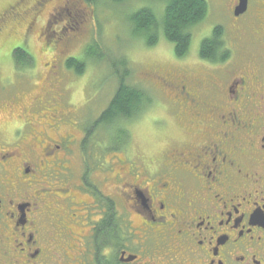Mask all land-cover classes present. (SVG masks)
<instances>
[{
    "label": "flooded vegetation",
    "instance_id": "af4514ba",
    "mask_svg": "<svg viewBox=\"0 0 264 264\" xmlns=\"http://www.w3.org/2000/svg\"><path fill=\"white\" fill-rule=\"evenodd\" d=\"M63 2L15 0L0 12V37L42 34L57 16L73 28L81 7ZM238 6H227L219 48L148 74L169 107L154 123L172 124L156 153L113 164L107 154L110 166L94 169L96 120L71 123L80 138L54 126L81 108L62 106L63 71L54 124L23 112L22 91L0 95L17 118L0 123V264H264V0Z\"/></svg>",
    "mask_w": 264,
    "mask_h": 264
},
{
    "label": "rangeland",
    "instance_id": "374dc122",
    "mask_svg": "<svg viewBox=\"0 0 264 264\" xmlns=\"http://www.w3.org/2000/svg\"><path fill=\"white\" fill-rule=\"evenodd\" d=\"M14 1L0 0V12ZM56 1L60 8L66 7L63 0ZM207 1L209 11L206 18L190 29L192 42L189 53L193 56L198 54L202 40L215 26L222 25L226 28L230 21L227 12L230 0ZM77 3L81 9L77 12L73 28H71L73 23H69L66 17L57 16L52 18L50 29L46 28L42 34L39 28L28 34H24V29L19 28L15 34L11 33L13 35L7 33L0 37V95L22 91L23 112L27 111V115H35L42 124L43 121L54 124L52 116L54 114L60 116L63 107L56 106L53 109L49 102L53 91L59 86L53 79L58 77L59 71H63L64 73L59 77L62 86L64 85L63 93L61 91L62 106L68 110L79 106L81 108L75 114H67L64 120L54 126L57 127L60 138L68 135L77 138V132L80 138L83 137V132L71 123L77 124L79 119L84 126L86 125L84 122L97 120L116 91L118 84L116 71L121 74L124 71L131 72L129 83L145 89L151 96L152 103L144 114L126 121L128 136L123 143L120 142L115 130L98 131L97 127L95 132L98 133L94 141L97 140L96 144L101 150L93 157L92 167L96 169L110 166V163L104 160L107 154L109 157L112 156L113 164L116 157L122 158L125 155L133 157L139 151L156 153L164 145L167 146L165 144L167 141L164 139L169 135L172 124L170 121L165 124L162 119L154 123L157 117L168 114V99L146 78L148 74L153 76L157 67L168 71L175 67L170 62L172 56H176L175 47L174 43L164 36L160 27L157 31L139 33L132 25L130 16L145 6L151 7L156 12L157 18L161 20L165 1L128 0L125 3H115L113 0H95L90 3L86 0H77ZM63 15L68 16V12H64ZM153 37H157L158 40L156 44L151 45L149 39ZM18 47L24 48L31 54V59L19 65L13 54L14 49ZM252 49L260 52L259 49ZM86 52H90L92 58L87 57ZM71 56L76 57L78 61L86 62L82 74H77L74 69L66 66V60ZM103 56L110 57L113 62L97 61ZM123 58L127 63L126 67L122 66ZM50 109L51 111L48 112ZM46 112L49 120L44 117ZM14 116L15 112L9 111L8 108H0V123L13 122L17 119L13 120ZM27 125L25 119L19 129L25 131ZM115 145L118 148H115ZM83 151L88 155L92 152V147L86 146L83 142ZM78 159L77 152V161ZM116 172L115 166L112 175Z\"/></svg>",
    "mask_w": 264,
    "mask_h": 264
},
{
    "label": "trees",
    "instance_id": "16d2710c",
    "mask_svg": "<svg viewBox=\"0 0 264 264\" xmlns=\"http://www.w3.org/2000/svg\"><path fill=\"white\" fill-rule=\"evenodd\" d=\"M90 3L95 0H86ZM115 3H125L128 0H113ZM165 7L161 20L157 18L156 12L151 7H142L135 11L130 16V21L135 29L139 32H149L151 30L162 29L164 36L174 43L175 54L178 57H185L190 50L192 42L191 27L203 21L209 11V4L207 0H164ZM224 26L217 25L213 28V35L205 37L200 46L201 55H208L211 51L219 48L222 45L221 35L224 32ZM154 38V37H153ZM149 39V44H156L157 37ZM14 57L17 65L24 61L31 59V54L24 48L18 47L14 49ZM87 57L92 58L90 52H86ZM97 61H109L112 59L108 56H103ZM125 59L122 60V66L126 67ZM66 66L74 69L77 74H82L86 68L85 61H78L76 57H69L66 60ZM115 66V65H114ZM131 72L124 71L121 74L116 71L115 77L118 84L116 91L110 100L108 106L100 114L96 120V129L102 131L103 129L115 130L123 143L128 136V130L125 123L127 120L139 117L144 114L146 109L150 107L152 98L149 93L142 88L131 85L128 79ZM98 131L96 133H98ZM88 133L91 130L88 129ZM124 136V138H123ZM118 148V146H114Z\"/></svg>",
    "mask_w": 264,
    "mask_h": 264
},
{
    "label": "water",
    "instance_id": "95a60500",
    "mask_svg": "<svg viewBox=\"0 0 264 264\" xmlns=\"http://www.w3.org/2000/svg\"><path fill=\"white\" fill-rule=\"evenodd\" d=\"M248 0H239V6L236 8L238 13H243L247 8Z\"/></svg>",
    "mask_w": 264,
    "mask_h": 264
}]
</instances>
